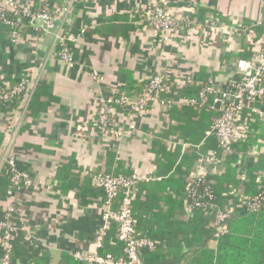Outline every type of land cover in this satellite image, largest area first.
Segmentation results:
<instances>
[{
    "label": "crops",
    "instance_id": "1",
    "mask_svg": "<svg viewBox=\"0 0 264 264\" xmlns=\"http://www.w3.org/2000/svg\"><path fill=\"white\" fill-rule=\"evenodd\" d=\"M158 1L70 0L65 4L53 0L70 8L66 34L73 46L72 67L52 55V38L36 30L23 28L17 41L0 47L3 83L30 76L34 87L39 83L38 89L45 93L25 101L26 114L8 150L15 167L30 182L0 191L1 209L13 202L20 211L14 225L12 264H87L72 254L85 258L93 251L103 199L95 178L103 173L151 178L136 187L131 204L137 232L156 243L146 264H184L197 249L216 247L205 225L209 218L195 223L187 216L184 188L195 173V157L209 155L213 173L222 174L225 168L213 151H200L209 129L198 143L183 141L177 129L184 125V116L171 107L185 104L190 98L182 94L186 90L198 92L204 86L213 88L215 101L218 90L239 80L237 61L252 58L264 39V0H167L181 23L168 41L159 40L147 23L139 24ZM4 2L0 0V7ZM114 16L118 18L109 21ZM128 74L137 82L167 75L165 102L143 114L115 109L113 130L122 129L123 134L101 133L94 126L98 99L123 88ZM10 105L0 110V155ZM250 114L259 122L256 131L249 128ZM242 123L254 136L252 141L259 137L247 147L243 160L231 164L239 182L264 156V100L243 113ZM174 154L177 158L170 157ZM169 159L174 160L171 170ZM257 173L259 186L264 171ZM229 198H236L232 191ZM117 249L113 244L110 254L120 255Z\"/></svg>",
    "mask_w": 264,
    "mask_h": 264
},
{
    "label": "built area",
    "instance_id": "2",
    "mask_svg": "<svg viewBox=\"0 0 264 264\" xmlns=\"http://www.w3.org/2000/svg\"><path fill=\"white\" fill-rule=\"evenodd\" d=\"M70 0H65V4ZM64 4V3H63ZM69 6L61 8L57 4H51L49 0H39V8L33 10L32 4L28 2H21L19 0H6L0 7V25H5L12 29V42L17 41L19 36V29L23 28V19L28 18L29 26L36 31H52L53 19L56 13L63 11L67 13ZM15 16V19L10 16ZM145 18L139 22L140 25L147 23L151 27L155 36L162 41H168L179 30L181 23L173 15L167 0H159L154 3L149 10L144 14ZM55 16V17H54ZM144 23V24H143ZM58 28V27H57ZM59 28L54 33L51 50L53 56H57L60 60L63 59L69 62V67L73 66L72 53L66 46V40L69 41L68 35L61 32ZM247 29V28H245ZM66 35V38L65 36ZM59 44L60 52H54V46ZM236 74L239 80L230 84L233 90L225 91L218 90L214 103H220V115L213 118L209 130L206 132L205 139L216 138L219 146L224 154L231 151V146L239 141L247 138L248 131L246 125L242 123V115L246 110H252L254 104L264 100V39L260 44V48L254 53L249 60H238L236 63ZM95 79L102 82V78L94 75ZM168 77L165 74H155L148 79V86L145 93L141 97H131L127 95L116 96L109 95L108 98H100L97 102L94 126L104 134L112 133L116 137L123 134L122 129L113 130L114 120L113 115L115 109L124 108L131 114H143L151 106L156 104H164L162 94L168 92ZM26 87L20 80L17 85L13 87L4 86L0 89V94L6 103L13 102L12 98L7 96H18L21 92L25 93ZM211 87L206 88L199 95L202 104L207 102L206 94H214ZM20 94V95H21ZM0 95V96H1ZM21 99L23 103L27 98ZM196 101L187 100L186 105H196ZM22 110L15 116V120L7 124L6 130L12 133L11 136L15 139L16 131H18L19 123L24 118ZM209 155H201L197 159V167L189 185L201 182L207 176L211 169H209ZM2 163H8L11 168V182L15 188L28 185L26 180L28 177L19 171L14 164L12 157L3 158ZM151 178L141 176L139 174H132L131 176H114L111 174H99L95 178V184L102 189L104 193V200L100 207L101 223L96 230L93 242V251L90 256L83 258L81 254L75 252L73 257L84 260L87 264H143L139 251L148 250L153 252L155 249V242L145 236H141L136 229V219L132 214V199L135 189L138 184L150 181ZM243 186L232 192L236 198L240 199V206L246 208L248 211H254L260 206H264V189L252 198H245L243 194ZM195 196V193H193ZM205 196L211 200L212 193L209 190L205 191ZM119 198L117 206L114 201ZM205 204L196 203L195 207H204ZM213 216V231L212 238L216 242L218 238L226 231L228 222L232 218L233 209H221L217 202L211 204ZM10 212H20L19 208L12 204L9 207ZM187 216L191 215V208L186 206ZM117 224L116 240L123 246V255L121 257H114L112 254H100L103 247L104 240L107 233L111 229V225ZM6 227V229H5ZM5 234V239L8 242L6 250L0 257V264H12L11 252L13 250V233L15 228L13 226H1Z\"/></svg>",
    "mask_w": 264,
    "mask_h": 264
},
{
    "label": "trees",
    "instance_id": "3",
    "mask_svg": "<svg viewBox=\"0 0 264 264\" xmlns=\"http://www.w3.org/2000/svg\"><path fill=\"white\" fill-rule=\"evenodd\" d=\"M61 1L64 2L65 0ZM49 2L53 4V0H49ZM29 3L32 4L33 10L39 8V0H29ZM142 16L143 17L141 18H145V15ZM10 18L15 19L16 17L12 15L10 16ZM117 18L118 17L115 16L111 17L109 21H114ZM23 25L25 31L34 30L29 26L28 18L23 19ZM23 28L19 29V36H21ZM126 30H128V28H126ZM11 31L13 30L9 27L5 25H0V47L3 48L11 45ZM64 36L66 38V35ZM66 46L72 52L73 46L67 40ZM60 50L61 47L59 46V44H56V46H54V52L58 53L60 52ZM38 84L39 83H37L34 89L30 91L29 96L27 98H41L43 95H45V93L40 92V90L38 89ZM15 85H17V83H13L11 81L9 83H3V80L0 79V89L4 86L13 87ZM147 86L148 80L137 82L128 74L125 86L120 90H117L115 95L120 96L124 94L131 97H141L145 93ZM206 88H208V86H204L198 92L196 91L189 93L191 91L188 90H186L185 93L181 92L182 94L186 96L188 95L190 97L188 100L194 99L196 101V105L182 104V106H178L179 109L171 107L172 110H178L184 116V118L182 119L184 121V125L180 126V128L177 129V131L180 132V136L183 141L195 143L201 141V139H203L204 137V132L210 128L213 118L218 117L220 115V111L214 109V97L212 94H206V103L202 104L200 102L199 95ZM223 90L230 91L233 90V87H231L230 84H226L225 86H223ZM171 91L173 92L175 91V89L172 88ZM166 94H162V96H165ZM117 109L123 110L124 108ZM194 118L196 119L195 121L193 120ZM248 120L250 122V130H258L259 122L257 121V118L250 114L248 116ZM252 137L254 136L247 135V138L244 141H239L233 144L231 146V151L228 154L223 153V150L219 146L216 138L214 137L205 140L204 144L202 145V148L200 150L201 153L206 154L208 151H213L215 154V158L222 161L221 163L224 166L225 171L222 174H217L218 172L216 171H214V173L210 172L205 178H203L201 182L192 185H185L183 203L184 205L189 206L191 208V215L189 219L191 220V222L197 223L209 218L208 221H206L205 225H208L212 233V203H219V207L221 209L231 207L233 209V213L232 218L228 222L226 231L216 241V247L214 249H209L207 247H201L197 249L191 255H189L184 264H264V206H260L254 211H248L246 210V208L240 206L241 202L239 198H229V193L234 189L238 188L239 185H242L244 187L243 194L245 198H252L264 189V179L262 183L259 184V186L255 182V179L258 174L257 172L264 171V156L259 159L257 164L253 165L250 168L244 182H239V179L238 181L234 179L233 173H231V164L237 162L238 160H243L247 147L254 144L252 142L256 143L257 138L259 136H255L253 141ZM239 155L241 158H239ZM170 157L177 158V155H170ZM194 159L197 160L198 158L195 157ZM194 159L192 158V161ZM169 161L171 164L169 169L171 170L174 164V160L169 159ZM131 175L132 174H116L114 176L127 177ZM13 189H15V187L11 182V168L8 163H2V167L0 169V191H9ZM98 189L102 193L103 203L104 193L102 189ZM206 190H209L212 193L211 200H209L205 196ZM78 191L80 192V190ZM193 193H195V196L193 195ZM118 201L119 198H116V200L114 201L115 207L117 206ZM196 203L205 204V206L202 208L195 207ZM183 227L187 231H190L191 229V227L188 225H184ZM116 232L117 224L113 223L111 225L110 231L106 235L103 247L100 250L101 255L107 254L108 252L110 254L113 244H115L118 248L117 253H120V255H112L114 257H121L123 255V246L122 244L117 242ZM139 254L142 262L145 261V264L147 263L146 260L148 261L149 258L152 257V254H150L148 250L144 249L140 250ZM12 256L13 250L11 252V259ZM40 262L41 261H35V264H40ZM62 264L75 263H70L66 261Z\"/></svg>",
    "mask_w": 264,
    "mask_h": 264
},
{
    "label": "rangeland",
    "instance_id": "4",
    "mask_svg": "<svg viewBox=\"0 0 264 264\" xmlns=\"http://www.w3.org/2000/svg\"><path fill=\"white\" fill-rule=\"evenodd\" d=\"M63 7H66V5L65 4H63L62 5V7L61 8H63ZM69 13H70V8L68 9V11H67V13H65V12H63V11H60V12H58V13H56V17L53 19V30L52 31H50V30H48V31H45V30H41V31H39V32H41L42 33V35H44V36H48V37H51L52 38V41H53V37H54V33L53 32H55L56 30H58L59 28H61L60 30H61V32H66L67 33V24H68V15H69ZM58 27V28H57ZM52 45V44H51ZM50 51V50H49ZM47 58H48V60H51L50 58H51V54L49 53V54H47ZM72 60H74L73 59V55H72ZM60 62H62V64L63 65H65V66H67V67H69V62H67V61H65V60H63V59H61L60 60ZM74 63V62H73ZM95 78V77H94ZM20 80H22V83L25 85V87H26V91H25V93H22L21 94V92H20V94L17 96H7L6 98H12V101L13 102H9L8 104H11L10 106H11V115H10V120L8 121V123H10V122H13L14 120H15V116H16V114H17V112L19 113L21 110H22V112H23V115L22 116H25V107H26V104L25 103H23L22 102V100L21 99H16V98H27L28 96H29V93H30V91L32 90V88H34V84H35V81L32 79V77H30V76H25V77H22ZM19 80V81H20ZM18 81V82H19ZM17 82V83H18ZM1 95V94H0ZM108 96L109 95H102V96H100L99 97V99L100 98H108ZM3 98H5V97H3L2 95L0 96V110H1V106L2 105H4V104H6V102H5V100L3 99ZM98 99V100H99ZM21 120H23V117H22V119ZM21 122V121H20ZM0 127H1V124H0ZM4 132H5V134H6V140H5V142H4V146H3V151H2V154L0 155V156H2L1 158L3 159V158H7L8 159V157H10V155H9V152H8V150L11 148V146H12V143L14 142V138H12L11 136H7V134L8 135H10V134H12V133H8L7 132V130H4ZM17 132V131H16ZM1 159V160H2ZM29 182H30V180L28 179V180H26V183L27 184H29ZM9 194H11V192H9ZM14 198V195L12 194V199ZM12 204H14L13 202H9V203H7L6 205H5V207L3 208V209H1V207H0V211L2 212V214H1V216H0V257H1V255H2V253H4V250H6V247H7V245H8V242L6 241V239H5V234L3 235L2 234V231H4V229L2 228V230H1V226L2 225H6V226H13V228H15L14 227V225L15 224H17V220L19 219V214H20V212H10L9 211V207L12 205ZM16 205V204H15ZM17 206V205H16ZM18 207V206H17ZM16 219V220H15ZM5 229H6V227H5ZM16 229V228H15ZM15 233V232H14ZM14 233H13V238L12 239H14L15 237H14ZM13 243V242H12Z\"/></svg>",
    "mask_w": 264,
    "mask_h": 264
},
{
    "label": "water",
    "instance_id": "5",
    "mask_svg": "<svg viewBox=\"0 0 264 264\" xmlns=\"http://www.w3.org/2000/svg\"><path fill=\"white\" fill-rule=\"evenodd\" d=\"M214 108L217 109V110H219L220 109V103L219 102L218 103H215L214 104Z\"/></svg>",
    "mask_w": 264,
    "mask_h": 264
}]
</instances>
